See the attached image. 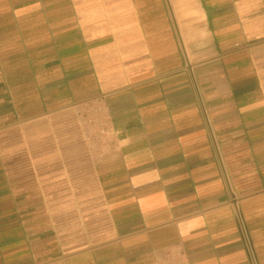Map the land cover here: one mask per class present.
<instances>
[{
	"label": "crops",
	"instance_id": "obj_1",
	"mask_svg": "<svg viewBox=\"0 0 264 264\" xmlns=\"http://www.w3.org/2000/svg\"><path fill=\"white\" fill-rule=\"evenodd\" d=\"M0 264H264V0H0Z\"/></svg>",
	"mask_w": 264,
	"mask_h": 264
}]
</instances>
